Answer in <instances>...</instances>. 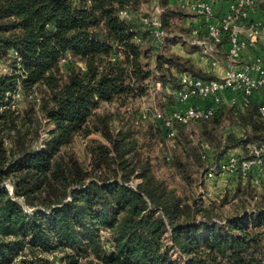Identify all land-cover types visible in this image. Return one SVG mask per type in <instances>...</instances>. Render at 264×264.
<instances>
[{"label": "trees", "instance_id": "trees-1", "mask_svg": "<svg viewBox=\"0 0 264 264\" xmlns=\"http://www.w3.org/2000/svg\"><path fill=\"white\" fill-rule=\"evenodd\" d=\"M157 2L159 47L119 16L143 0H0V59L10 67L0 73V264H264V190L249 182L221 203L181 195L154 174L132 125L116 131L114 114L99 111L132 106L153 81L175 89L174 71L207 78L167 52L191 36L190 15ZM145 122L147 138L165 137L162 123ZM175 132L168 161L198 189L208 163L264 144V114L228 108ZM93 133L107 144L89 140L87 163L71 146Z\"/></svg>", "mask_w": 264, "mask_h": 264}, {"label": "built area", "instance_id": "built-area-1", "mask_svg": "<svg viewBox=\"0 0 264 264\" xmlns=\"http://www.w3.org/2000/svg\"><path fill=\"white\" fill-rule=\"evenodd\" d=\"M228 9L218 16L211 2L208 0H186L181 7L191 15L202 20L199 27L191 28L193 45L199 48L200 61L207 62L211 67H221V59L217 45L225 38L229 42L228 64L224 74L216 79H202L188 73L177 74L176 88L170 84L163 85L157 82L158 87L163 86L166 96L175 99L174 110L163 114L156 107H148L141 114L143 120H154L162 123L167 140L174 142L176 132L175 124H188L191 121L209 120L217 116L223 107L224 95H232L233 101L240 95L246 106L251 99L260 94L262 99L258 108L264 114V57H255L252 61L241 65L243 53L255 47L260 39H264V18H254L253 13L258 8V0H228ZM121 19L132 21L148 34L153 45L159 47L163 44L166 33L161 21L146 13L129 9L119 12ZM204 39H201V36ZM134 41L142 42L141 36H135ZM71 57L61 60L64 65ZM124 59L119 53L113 61ZM82 69L84 66L81 65ZM248 154L231 153L218 163L210 162L206 166L205 181H212L220 174L238 175L244 180L250 178L254 169L264 173V144L248 146ZM169 160V158H168ZM254 184L258 180H253Z\"/></svg>", "mask_w": 264, "mask_h": 264}, {"label": "rangeland", "instance_id": "rangeland-1", "mask_svg": "<svg viewBox=\"0 0 264 264\" xmlns=\"http://www.w3.org/2000/svg\"><path fill=\"white\" fill-rule=\"evenodd\" d=\"M143 1L144 4H147L146 1L149 2L148 0H143ZM180 1L181 0H173V3L175 6L181 7L182 2ZM157 7L158 4L157 3L153 4L152 1V5L150 3L148 5H145L144 10L150 11L148 12L149 13L148 15L154 12V15L157 17L158 15L155 14L157 13L156 12ZM189 18H191V16H189ZM193 41L194 39H192L191 36L187 35L182 40L179 41L181 46L184 48H179V50L175 52V51H171L172 47L169 46L168 48L169 50L167 52L168 54H173L177 56H180L179 52L180 53L184 52L187 55L188 52H191L192 54L196 53L198 52V49L193 47L192 44ZM166 49L162 51L164 52ZM150 55L153 56V53H151ZM152 59L153 58H150L148 61L151 63V67H154V63ZM8 72H10L9 63L0 59V73L5 74ZM157 82L158 81L151 82L149 94L141 98L140 100L135 101L132 106L128 108H121L119 109V111H117L116 109H114L115 107L113 106L104 105L99 111L102 112L103 110H106L114 114L113 128L116 131L120 130L122 125H124V123L129 122L130 125H132L134 133L136 135L135 137L139 142V147L141 148V152L151 162L154 174L158 178L166 181L171 187L175 188L181 195H188L196 198H204L205 201H212V202L214 201L215 203H221L224 200H228L232 196L231 194L233 193V191H231V189L228 188V185L224 186L225 184V181H223L224 177L221 176L224 174L217 175L212 181H205L203 185H200L198 187V189L192 190L190 188H187L181 183L180 178L175 174L172 166L170 165V162L167 159V158L170 159L172 157V148H175L176 143L167 140L166 137L162 138L160 132L157 138L156 137H154L153 139L147 138L146 127L148 123H146L141 116L144 109L153 106L158 108L163 114H167L166 110L168 109V107L175 104V99L173 100L172 96L170 97L166 96L165 93L163 92V86L158 87ZM45 129L46 130L50 129V126H46ZM230 132L233 133L235 137H240V131H238L236 128L227 129L226 133H230ZM46 136L47 135L44 134V138ZM89 140H98L103 142L104 144H107L104 138H102L101 135L98 133H93L88 138H86L84 135L76 136L74 142L72 143L71 149L83 161H87V163L90 161V155L87 152V144ZM222 158L224 159V157ZM138 182L139 180L134 181L135 184H137ZM228 184H230V181ZM226 208H228V204L223 209Z\"/></svg>", "mask_w": 264, "mask_h": 264}, {"label": "crops", "instance_id": "crops-1", "mask_svg": "<svg viewBox=\"0 0 264 264\" xmlns=\"http://www.w3.org/2000/svg\"><path fill=\"white\" fill-rule=\"evenodd\" d=\"M149 2L146 1L147 4L143 3L141 4L140 8L138 9V11L149 14L148 12L150 11H145L144 7L145 5H148L149 3L152 5V1L153 4H158L157 0H148ZM186 0H181L180 2H184ZM209 2L212 3L215 12L218 16H221L223 13L226 12V10L228 9V0H208ZM264 0H258V8L256 9V11L253 13V17L254 18H264V10L261 7V3ZM170 5H174L173 0H169ZM175 6V5H174ZM153 9V8H152ZM151 9V10H152ZM156 12L155 14H157V18L160 20L161 18V9L158 5V7L156 8ZM191 18L186 17L183 19L182 21V26L186 29H191L192 27H199L202 24V20L198 17H195L193 15H191L190 13H188ZM151 16H154V12H152L150 14ZM205 37L202 35L201 39H204ZM193 39V38H192ZM187 44V43H186ZM185 44V45H186ZM193 44V43H192ZM220 45V59H221V67L218 68H213L211 67L207 62H201L198 56V52L196 53H191L188 52V55L185 54L184 52H179L180 57L182 58H186L189 59L196 67L197 69H199L203 74L207 75L206 79H212V78H220L223 76L224 74V69L226 68L227 64H228V50H229V42H223ZM170 47H172L171 51H177L179 50V48H184L181 46V44L179 43V41L175 44L170 45ZM194 48H197L199 50V48L195 45H193ZM197 51V50H196ZM255 57H264V39H260L257 43V45H255V47L246 50L243 55H242V61H241V65H244L250 61H252ZM174 74L177 75V73ZM171 85V84H170ZM236 100L233 101L232 95L230 94H225L224 95V103H223V107L222 110H226L228 108L232 109L235 113H240V112H244L246 109H248L251 105H256L257 109L259 108V105L261 103V95L257 94L255 95L250 103L248 105H244L242 102V99L240 98V95L235 96ZM174 100V98H173ZM169 105V104H168ZM175 106L171 105L168 107V109L166 110V112H170L172 110H174ZM221 110V111H222ZM238 131H240V137L242 136L243 131L237 129ZM245 150V151H244ZM232 152H236L238 154H245L249 152L248 147L245 148H237L232 150ZM224 177L223 181H225L224 186L228 185V188L231 189V191H233V193L239 189L240 187H244L247 183H251L252 187L257 191V192H262L264 190V173H261L260 171H258L257 169L253 170V173L251 174L250 178L247 180L242 179L241 177H239L238 175H233V174H224L221 175ZM230 181V184L229 181ZM253 180H258L257 184H254ZM249 183V184H250ZM230 185V186H229ZM233 193L231 195H233Z\"/></svg>", "mask_w": 264, "mask_h": 264}]
</instances>
